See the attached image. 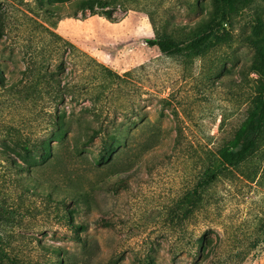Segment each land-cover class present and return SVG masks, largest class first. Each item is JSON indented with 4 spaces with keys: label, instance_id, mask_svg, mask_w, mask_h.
Masks as SVG:
<instances>
[{
    "label": "rangeland",
    "instance_id": "374dc122",
    "mask_svg": "<svg viewBox=\"0 0 264 264\" xmlns=\"http://www.w3.org/2000/svg\"><path fill=\"white\" fill-rule=\"evenodd\" d=\"M109 2L0 0V264H264V116L219 155L258 109L264 0L197 50L214 0Z\"/></svg>",
    "mask_w": 264,
    "mask_h": 264
},
{
    "label": "trees",
    "instance_id": "16d2710c",
    "mask_svg": "<svg viewBox=\"0 0 264 264\" xmlns=\"http://www.w3.org/2000/svg\"><path fill=\"white\" fill-rule=\"evenodd\" d=\"M109 1L111 0H36V5H38V7L41 10H44L46 8L49 9V7L59 9L66 3L76 2V5L84 6L82 9L84 11L86 9H89L92 14L99 13L107 16L113 21H116L115 18L111 17L108 10L105 8L108 5V3H110ZM112 1H117V0H112ZM252 1L253 0H214L215 15L212 20L213 22L205 26L204 32L198 35V37H196L195 39H193L188 44L189 47L196 50L201 49L208 44L211 38H218V39L222 38V36H220L216 32L214 25L215 24L221 25L224 21H228L232 13L238 12L241 8L245 7ZM1 22L2 19L0 18V24ZM147 43L151 46H158L164 52H171V53H181L185 48V46L180 41L174 40L165 34L160 35L156 38L148 39ZM71 46L74 49L78 50V48L74 46V44L71 43ZM254 66L264 79L263 53H261V55L257 57ZM48 78L51 79V81L57 83V85H59L60 81L54 74L50 73V76ZM263 116H264V83H263V88L261 90V96L258 100V109L256 113L252 115L249 118L246 125L237 132V134L234 137V140L229 145L221 148L219 151L221 161L224 164L235 165L239 162H242L246 160L248 156L252 153V151L256 149L257 133L261 125L260 119ZM150 144H151L150 140L146 141L142 149L143 150L150 149ZM125 145L129 147L128 141L125 143ZM141 156L143 155H140L139 157ZM205 175L206 176H202L200 183H207L209 179L214 177L213 173H211L210 170H206ZM116 177H118L119 179H126V176H120L119 174H116ZM64 202H67V200H64ZM181 207L183 208L184 206L182 205ZM199 255L208 256L209 252L205 254L203 249L202 251L199 252ZM150 264H156V263L150 262Z\"/></svg>",
    "mask_w": 264,
    "mask_h": 264
}]
</instances>
